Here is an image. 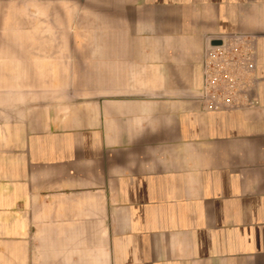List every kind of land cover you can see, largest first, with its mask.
<instances>
[{"label":"crops","instance_id":"obj_1","mask_svg":"<svg viewBox=\"0 0 264 264\" xmlns=\"http://www.w3.org/2000/svg\"><path fill=\"white\" fill-rule=\"evenodd\" d=\"M237 33L257 105L204 111ZM0 264H264V0H0Z\"/></svg>","mask_w":264,"mask_h":264},{"label":"built area","instance_id":"obj_2","mask_svg":"<svg viewBox=\"0 0 264 264\" xmlns=\"http://www.w3.org/2000/svg\"><path fill=\"white\" fill-rule=\"evenodd\" d=\"M256 64L255 36L207 37L201 56V87L192 99L208 112L256 107Z\"/></svg>","mask_w":264,"mask_h":264}]
</instances>
